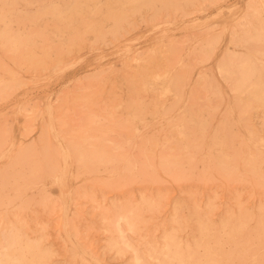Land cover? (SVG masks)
Here are the masks:
<instances>
[{"label":"rangeland","instance_id":"374dc122","mask_svg":"<svg viewBox=\"0 0 264 264\" xmlns=\"http://www.w3.org/2000/svg\"><path fill=\"white\" fill-rule=\"evenodd\" d=\"M159 1L0 0V242L6 237L0 253L9 248L11 252L1 253L0 260L8 259L10 264L18 260L20 264L29 260L30 264H150L152 259V264H178L165 253L169 245L183 256L191 251L194 258L212 259L218 254V264L264 263V98H256L264 92V37L259 31L264 24V0ZM50 3L61 14L45 13ZM178 70H183L180 75ZM198 137L201 146L196 144ZM168 147L171 151L167 152Z\"/></svg>","mask_w":264,"mask_h":264},{"label":"bare ground","instance_id":"6f19581e","mask_svg":"<svg viewBox=\"0 0 264 264\" xmlns=\"http://www.w3.org/2000/svg\"><path fill=\"white\" fill-rule=\"evenodd\" d=\"M63 1H64V0H63ZM72 1H73V0H72ZM74 1H75V0H74ZM103 1H104V0H103ZM108 1H109V0H107V2H108ZM148 1H150V0H148ZM155 1H156V0H155ZM160 1H161V0H160ZM160 1H159V3H160ZM166 1H167V0H166ZM178 1H179V0H178ZM180 1H181V0H180ZM36 2H37V1H36ZM77 2H78V0H77ZM88 2H89V1H88ZM96 2H97V0H96ZM119 2H120V1H119ZM131 2H132V1H131ZM134 2H135V1H134ZM55 3H56V2H55ZM64 3H65V2H64ZM80 3H81V1H80ZM94 3H95V1H94ZM97 3H98V2H97ZM110 3H111V1H110ZM123 3H124V2L122 1V3H121V4H122V7H123ZM126 3H127V2H126ZM139 3H141V2H139ZM148 3H149V2H148ZM39 4H40V3H39ZM50 4H51V3H50ZM74 4H75V3H74ZM87 4H88V3H87ZM107 4H108V3H107ZM134 4H135V3H134ZM144 4H146V3H144ZM150 4H151V3H150ZM184 4H185V3H184ZM3 5H4V4H3ZM30 5H31V3H30ZM78 5L80 6V4H78ZM84 5H85V4H84ZM104 5H105V4H104ZM124 5H125V4H124ZM126 5H128V4H126ZM138 5H139V4H138ZM88 6H89V4L87 5V7H88ZM117 6H118V5H117ZM131 6H132V4H131ZM181 6H182V5H181ZM6 7H7V6H6ZM68 7H69V6H68ZM68 7H66V8H68ZM81 7H82V6H81ZM93 7H94V6H93ZM115 7H116V6H115ZM125 7H126V6H125ZM129 7H130V6H129ZM134 7H135V6H134ZM72 8H73V10L76 9V8H74L73 6H72ZM126 8H127V7H126ZM132 8H133V6H132ZM135 8H136V7H135ZM250 8H251V6H250ZM99 9H100V7H99ZM124 9H125V8H124ZM129 9H131V8H129ZM175 9H176V8H175ZM229 9H230V8H229ZM252 9H253V8H252ZM255 9H256V7H255ZM9 10H10V9H9ZM62 10H63V9H62ZM79 10H81V9H79ZM83 10H84V9H83ZM88 10H89V9H88ZM88 10L86 9V11H88ZM105 10H106V9H105ZM156 10H157V9H156ZM5 11H6V10H5ZM7 11H8V10H7ZM12 11H13V10H12ZM28 11H29V10H28ZM43 11H44L45 13L48 12V14H49V12H50V13H54V14H61V12H59V11L57 10V6H53V4L45 6L44 9H43ZM71 11H72V10H71ZM71 11H69V12H71ZM84 11H85V10H84ZM107 11H109V8H107ZM113 11H115V10H113ZM124 11H125V10H124ZM180 11H182V10H180ZM256 11H257V10H256ZM31 12H33V11H31ZM35 12H36V11H35ZM74 12H76V11H74ZM78 12H79V11H78ZM89 12H90V11H89ZM29 13H30V12H29ZM72 13H73V12H72ZM80 13H81V12H80ZM97 13H98V12H97ZM106 13H107V12H106ZM126 13H127V12H126ZM130 13H131V12H130ZM8 14H9V13H8ZM38 14H39V13H38ZM40 14L42 15V13H40ZM46 14H47V13H46ZM65 14H66V13H65ZM70 14H71V13H70ZM86 14H87V13H86ZM90 14H91V13H90ZM104 14H105V11H104ZM113 14L115 15L116 13H113ZM113 14H112V15H113ZM26 15H28V14H26ZM33 15H34V14H33ZM62 15H63V13H62ZM67 15H68V13H67ZM75 15H76V14H75ZM87 15H88V14H87ZM95 15H96V14H95ZM251 15H252V14H251ZM9 16H10V15H9ZM52 16H53V15H52ZM60 16H61V15H60ZM69 16H70V15H69ZM77 16H79V14H78ZM91 16H92V15H91ZM109 16H110V13H109ZM14 17H15V16H14ZM32 17H33V16H32ZM45 17H46V16H45ZM54 17H55V16H54ZM57 17H58V16H57ZM61 17H62V16H61ZM63 17H64V18H67L66 16H63ZM70 17H71V16H70ZM110 17H111V16H110ZM112 17H113V16H112ZM112 17H111V18H112ZM15 18H17V17H15ZM35 18L37 19V17H35ZM38 18H39V17H38ZM46 18H47V17H46ZM50 18H51V17H50ZM74 18H75V17H74ZM79 18H80V16H79ZM102 18H104V17L102 16ZM111 18H110V19H111ZM22 19H23V18H22ZM40 19H42V17H41ZM48 19H49V18H48ZM52 19H53V18H52ZM56 19H57V18H56ZM62 19H63V18H62ZM69 19H70V18H69ZM69 19H68V20H69ZM76 19H77V18H76ZM88 19H89V18H88ZM112 19H113V18H112ZM7 20H8V19H7ZM53 20H54V19H53ZM33 21H34V20H33ZM37 21H38V20H37ZM37 21H36V22H37ZM41 21H42V20H41ZM41 21H40V22H41ZM74 21H75V20H74ZM84 21H85V20H84ZM87 21H88V20H87ZM28 22H29V21H28ZM42 22H43V21H42ZM66 22H67V21H66ZM68 22H69V21H68ZM80 22H81V21H80ZM254 22H255V20H254ZM254 22H253V24H254ZM262 22H263V21H262ZM8 23H9V22H8ZM30 23H31V22H30ZM58 23H59V22H58ZM61 23H62V22H61ZM249 23H250V21H249ZM15 24H16V23H15ZM42 24H43V23H42ZM46 24H47V21H46ZM46 24H45V22H44V26H45ZM72 24H73V23H72ZM81 24H82V23H81ZM253 24H252V25H253ZM21 25H22V24H21ZM24 25H25V24H24ZM31 25H32V23H31ZM33 25H34V23H33ZM57 25H58V24H57ZM57 25H56L55 27H57ZM62 25H63V24H62ZM98 25H99V24H98ZM252 25H251V26H252ZM28 26H29V25H28ZM44 26H43V27H44ZM59 26H60V25H59ZM71 26H72V25H71ZM80 26H81V25H80ZM259 26H260V25H259ZM36 27H37V26H36ZM38 27H39V26H38ZM43 27H42V28H43ZM50 27H51V26H50ZM62 27H63V26H62ZM66 27H67V26H66ZM73 27H75V26L73 25ZM82 27H83V26H82ZM253 27H254V26H253ZM48 28H49V27H48ZM52 28H53V25H52ZM83 28H84V27H83ZM98 28H100V27H98ZM112 28H113V27H112ZM139 28H140V27H139ZM255 28H256V26H255ZM259 28H260L259 31L261 32V34H262L263 37H264V24H263L262 27L260 26ZM53 29H55V28H53ZM57 29H58V28H57ZM64 29H65V27H64ZM81 29H82V28H81ZM247 29H248V28H247ZM251 29H252V27H251ZM71 30H72V29H71ZM78 30H79V29H78ZM244 30H245V32H246V29H244ZM256 30H257V29H256ZM48 31H49V29H48ZM73 31H74V30H73ZM93 31H94V30H93ZM99 31H100V30H99ZM218 31H219V30H218ZM242 31H243V30H242ZM257 31H258V30H257ZM2 32H3V31H2ZM26 32H27V31H26ZM29 32H30V31H29ZM29 32H27V33H29ZM56 32H57V31H56ZM64 32H65V31H64ZM68 32H70V31H68ZM71 32H72V31H71ZM75 32H76V31H75ZM96 32H97V31H96ZM260 32L258 33L259 35H260ZM40 33H41V32H40ZM43 33H44V32H43ZM48 33H49V32H48ZM48 33H47V34H48ZM58 33H59V32H58ZM72 33H74V32H72ZM80 33H81V32H80ZM87 33H88V32H87ZM243 33H244V32H243ZM38 34H39V33H38ZM51 34H52V32H51ZM62 34H63V33H62ZM62 34H61V35H62ZM75 34H76V33H75ZM75 34H74V35H75ZM89 34H90V33H89ZM93 34H94V32H93ZM256 34H257V32H256ZM5 35H6V34H5ZM34 35H35V34H34ZM66 35H67V34H66ZM82 35H83V34H82ZM243 35H244V34H243ZM259 35H258V36H259ZM71 36H72V34H71ZM77 36H78V35H77ZM249 36H250V34H249ZM43 37H44V36H43ZM67 37H68V36H67ZM69 37H70V36H69ZM69 37H68V38H69ZM75 37H76V36H75ZM81 37H82V36H81ZM245 37H246V36H245ZM253 37H254V36H253ZM29 38H30V36H29ZM37 38H38V37H37ZM41 38H42V37H41ZM47 38H48V37H47ZM53 38H54V37H53ZM56 38H57V37H56ZM60 38H61V37H60ZM63 38H64V37H63ZM68 38H66V40H67ZM73 38H74V37H73ZM243 38H244V37H243ZM255 38H256V37H255ZM260 38H261V37H260ZM51 39H52V38H51ZM51 39H50V40H51ZM70 39H71V37H70ZM70 39H68V40H70ZM77 39H78V38H77ZM247 39H248V38H247ZM249 39H250V38H249ZM262 39H263V38H262ZM38 40H39V39H38ZM48 40H49V39H48ZM68 40H67V41H68ZM80 40H81V39H80ZM242 40H243V39H242ZM250 40H251V39H250ZM256 40H257V39H256ZM44 41H45V40H44ZM44 41H43V43H44ZM78 41H79V40H78ZM83 41H84V40H83ZM83 41H81V42H83ZM244 41H245V40H244ZM252 41H253V40H252ZM261 41H263V40H261ZM261 41H260V42H261ZM26 42H27V41H26ZM37 42H38V41H37ZM48 42H49V41H48ZM68 42H70V41H68ZM249 42H250V41H249ZM254 42H255V41H254ZM263 42H264V41H263ZM8 43H9V41H8ZM251 43H252V42H251ZM256 43H257V42H256ZM261 43H262V42H261ZM14 44H15V45H20V43L17 42V41H14ZM38 44H39V43H38ZM64 44H65V43H64ZM68 44H70V43H68ZM73 44H74V43H73ZM73 44H72V45H73ZM248 44H249V43H248ZM253 44H254V43H253ZM253 44H252V45H253ZM257 44H258V43H257ZM259 44H260V43H259ZM32 45H33V43H32ZM41 45H42V44H41ZM60 45H61V44H60ZM66 45H67V44H66ZM70 45H71V44H70ZM238 45H239V44H238ZM240 45H241V44H240ZM244 45H245V43H244ZM252 45H251V48H252ZM5 46H6V45H5ZM171 46H173V45H171ZM171 46H170V48H171ZM254 46L256 47V44H254ZM257 46H258V45H257ZM44 47H45V46H44ZM60 47H61V46H60ZM246 47H247V45H246ZM13 48H14V47H13ZM69 48H70V47H69ZM167 48H169V47H167ZM170 48H169L168 50H170ZM8 49H9V48H8ZM39 49H40V48H39ZM41 49H42V48H41ZM72 49H73V47H72ZM158 49H159V48H158ZM171 49H172V48H171ZM249 49H250V48H249ZM56 50H58V49H56ZM68 50H69V49H68ZM70 50H71V49H70ZM162 50H163V49H162ZM165 50H166V49H165ZM168 50H167V51H168ZM206 50H207V49H206ZM252 50L254 51V49H252ZM252 50H251V51H252ZM257 50H258V49H257ZM8 51H9V50H8ZM41 52H42V51H41ZM47 52H48V50H47ZM47 52H46V53H47ZM168 52H169V51H168ZM212 52H213V51H212ZM255 52H256V51H255ZM153 53H154V52H153ZM170 53H171V52H170ZM173 53H174V52H173ZM262 53H263V52H262ZM262 53H261V54H262ZM16 54H17V53H16ZM59 54H60V53H59ZM59 54H57V55H59ZM168 54H169V53H168ZM168 54H167V55H168ZM151 55H153V54H151ZM7 56H8V54H7ZM158 56H159V55H158ZM169 56H170V55H169ZM228 56H230V55H228ZM238 56H239V55H238ZM246 56H247V55H246ZM150 57H151V59H152V56H150ZM155 57H156V56H155ZM163 57H164V55H163ZM163 57H162V58H163ZM188 57H189V56H188ZM195 57H196V56H195ZM164 58H165V57H164ZM168 58H169V57H168ZM189 58H193V57L190 56ZM189 58H188L187 60H189ZM233 58H234V57H233ZM166 59H167V58H166ZM166 59H165V60H166ZM197 59H198V58H197ZM201 59H202V58H201ZM201 59H199V60H201ZM227 59H228V57H227ZM229 59H231V58H229ZM247 59H248V58H247ZM251 59H252V58H251ZM147 60H148V59H147ZM155 60H156V59H155ZM159 60L162 61L163 59H160V58H159ZM191 60H192V59H191ZM191 60H190V61H191ZM203 60H204V59H203ZM203 60H201V61H203ZM225 60H226V59H225ZM238 60H239V59H237L236 61H238ZM34 61H35V60H34ZM148 61H149V60H148ZM168 61L170 62V60H168ZM173 61H174V60H173ZM190 61H189V62H190ZM228 61H230V60H228ZM231 61H232V59H231ZM234 61H235V60H234ZM239 61H240V60H239ZM242 61H243V60H242ZM29 62H30V61H29ZM169 62H168V63H169ZM198 62H199V61H198ZM223 62H224V61H223ZM232 62H233V61H232ZM243 62H244V61H243ZM17 63H18V62H17ZM43 63H45V62H43ZM146 63H147V62H146ZM154 63H156V61H155ZM158 63H159V61H158ZM162 63H164V62H162ZM195 63H196V59H195ZM221 63H222V62H221ZM235 63H236V62H235ZM239 63H240V62H239ZM246 63H247V61H246ZM251 63H252V62H251ZM251 63H249V64H251ZM261 63H262V61H261ZM183 64H184V63H183ZM183 64H182V65H183ZM193 64H194V62H193ZM222 64H223V63H222ZM229 64H230V63H229ZM236 64H237V63H236ZM257 64H259V63H257ZM31 65H32V64H31ZM152 65H153V64H152ZM161 65H162V64H160V66H161ZM166 65H167V63H166ZM172 65H173V64H172ZM172 65L169 66V67L171 68ZM224 65H225V64H224ZM230 65H231V64H230ZM254 65H255V63H254ZM20 66H21V65H20ZM22 66H23V65H22ZM143 66H144V64H143ZM145 66H147V65H145ZM154 66H155V65H154ZM156 66H157V65H156ZM160 66L158 65V68H159ZM164 66H165V65H164ZM193 66H194V65H193ZM219 66H220V65H219ZM238 66H239V65H238ZM245 66H246V65H245ZM245 66H244V67H245ZM258 66H259V65H258ZM258 66H257V67H258ZM43 67H44V66H43ZM137 67H139V66H137ZM152 67H153V66H152ZM162 67H163V65H162ZM183 67H185V66H183ZM187 67H188V65H187ZM231 67H232V65H231ZM250 67H251V69H252V66H251V65H250ZM146 68H147V67H146ZM146 68H145V69H146ZM153 68H154V67H153ZM165 68H168V67H165ZM165 68H164V69H165ZM232 68H233V67H232ZM240 68H242V67H240ZM263 68H264V67H263ZM263 68H262V69H263ZM136 69H139V68H136ZM140 69H141V67H140ZM140 69H139V70H140ZM148 69L150 70L149 67H148ZM154 69H155V68H154ZM164 69H163V70H164ZM171 69H172V68H171ZM179 69L181 70V69H183V68H179ZM188 69H189V68H188ZM191 69H192V68H191ZM191 69H190V70H191ZM228 69H229V72H230V68H228ZM242 69H244V68H242ZM260 69H261V65H260ZM151 70H152V69H151ZM155 70H156V69H155ZM157 70L159 71L160 69H157ZM167 70H168V69H167ZM176 70H177V69H176ZM185 70H186V69H185ZM185 70H184V71H185ZM246 70L248 71V69H246ZM137 71H138V70H136V73H137ZM141 71H142V70H141ZM144 71H145V70H144ZM182 71H183V70H182ZM182 71H180V72H182ZM226 71H227V70H226ZM234 71H235V69H234ZM242 71H245V70H242ZM247 71H245V72H247ZM255 71H256V69H255ZM159 72H160V71H159ZM178 72H179V70H178ZM180 72H179V75L181 74ZM237 72H240V71H237V70H236V73H237ZM250 72L252 73V71H250ZM261 72H262V70H261ZM136 73H135V75H136ZM141 73H143V72H141ZM144 73H145V72H144ZM155 73H156V72H155ZM165 73H166V72H165ZM184 73H185V72H184ZM187 73H188V72H187ZM227 73H228V72H227ZM241 73H242V72H241ZM137 74H138V73H137ZM151 74H153V73L150 72L149 75L152 76ZM159 74H160V73H159ZM161 74L163 75V71H162ZM230 74H231V73H230ZM230 74H229V75H230ZM237 74H238V73H237ZM239 74H240V73H239ZM249 74H250V73H249ZM140 75H141V74H140ZM140 75H139V76H140ZM146 75H147V74H146ZM174 75H175V74H174ZM182 75H183V74H182ZM224 75H225V74H224ZM233 75H234V73H233ZM150 76H149V78H150ZM156 76H157V75H156ZM156 76H155V77H156ZM177 76H178V75H177ZM230 76L232 77V75H230ZM237 76H239V75H237ZM241 76H242V74H241ZM254 76H255V75H254ZM260 76H261V75H260ZM141 77H143V76H141ZM185 77H186V75H185ZM228 77H229V76H227V78H228ZM233 77H234V76H233ZM239 77H240V76H239ZM252 77H253V76H252ZM164 78H165V76H164ZM164 78H163V79H164ZM177 78H178V77H177ZM177 78H176V79H177ZM182 78H183V77H182ZM241 78H242V77H241ZM142 79H143V78H142ZM145 79H146V77H145ZM168 79H169V78H168ZM183 79H184V78H183ZM238 79H239V78H238ZM254 79H255V78H254ZM177 80H178V79H177ZM186 80H187V79H186ZM234 80H235V78H234ZM236 80H237V79H236ZM173 81H174V80H173ZM240 81H241V80H240ZM249 81H250V80H249ZM249 81H248V82H249ZM252 81H253V80H252ZM263 81H264V80H262V82H263ZM22 82H23V81H22ZM163 82H165V81H163ZM179 82L182 83L180 80H179ZM183 82H184V81H183ZM185 82H186V81H185ZM171 83H172V82H171ZM199 83H201V82H199ZM202 83H203V82H202ZM232 83H233V81H232ZM232 83H231V84H232ZM244 83H245V82H244ZM263 83H264V82H263ZM177 84H178V82L176 83V85H177ZM204 84H205V83H204ZM260 84H261V83H260ZM178 85H179V84H178ZM182 85H183V84H182ZM234 85H235V84H234ZM236 85H237V83H236ZM241 85H242V84H241ZM243 85H244V84H243ZM245 85H246V84H245ZM245 85H244V86H245ZM161 86H163V85H161ZM200 86L203 87V84L200 85ZM179 87H180V86H179ZM236 87H237V86H236ZM262 87H264V86H262ZM162 88H164V87H162ZM172 88H173V87H172ZM172 88H171L170 90H172ZM175 88H176V87H174V89H175ZM181 88H182V86H181ZM181 88H180V89H181ZM234 88H235V87H234ZM248 88H249V87H248ZM174 89H173V90H174ZM180 89H179V90H180ZM175 90H176V89H175ZM229 90H230V89H229ZM235 90H236V89H235ZM235 90H234V91H235ZM257 90H258V89H257ZM177 91H178V90H177ZM218 91H219V90H218ZM253 91H255V89H254ZM174 92H175V91H174ZM180 92H181V91H180ZM238 92H239V91H238ZM245 92H246V91H245ZM247 92H248V91H247ZM255 92H257V91H255ZM258 92H259V91H258ZM258 92H257V93H258ZM260 92H261V90H260ZM260 92H259V93H260ZM171 93H172V92H171ZM177 93H178V96H179V92H177ZM203 93H204V95H205V91H204ZM168 94H169V93H168ZM210 94H211V93H210ZM212 94H213V93H212ZM175 95H176V94H175ZM197 95H199V94H197ZM197 95H196V96H197ZM220 95H221V94H220ZM243 95H244V94H243ZM247 95H248V94H247ZM247 95H246V96H247ZM196 96H195V97H196ZM201 96H202V95H201ZM201 96H200V97H201ZM215 96H216V95H214V97H215ZM176 97H177V96H175V98H176ZM218 97H221V96H217V98H218ZM236 97H238V96H236ZM236 97L233 96V98H236ZM239 97H240V96H239ZM239 97H238V98H239ZM252 97H253V96H252ZM260 97H261V98H264V92H263L262 95H258V94L256 95V98H260ZM175 98L173 99L174 101H175ZM181 98H182V97H181ZM181 98H180V100H182ZM191 98H192V96H191ZM193 98H194V97H193ZM193 98H192V99H193ZM202 98H203V96H202ZM207 98H208V97H207ZM207 98H206V99H207ZM211 98H212V97H211ZM217 98H216V100H217ZM192 99H190V97H189V101H190V100L193 101ZM197 99H198V98H197ZM249 99H252V98L249 96ZM176 100H178V99H176ZM252 100H254V98H253ZM263 100H264V99H263ZM198 101H199V100H198ZM201 101H203V100H201ZM212 101H214V98H213ZM220 101H221V100H220ZM236 101H237V100H236ZM260 101H261V100H260ZM260 101H259L258 103L263 102V101H261V102H260ZM171 102H172V101H171ZM193 102H194V101H193ZM199 102H200V101H199ZM199 102H198V103H199ZM243 102H244V101H243ZM178 103H179V102H178ZM201 103H203V102H201ZM209 103H210V102H209ZM234 103H235V102H234ZM258 103L255 102V104H258ZM139 104L141 105V103H139ZM139 104H138V106H139ZM188 104H192V103L189 102ZM196 104H197V103H196ZM205 104L207 105V104H208V101H207V102L205 101ZM213 104H214V103H213ZM217 104H218V103H217ZM237 104H238V103H237ZM240 104H241V103H240ZM250 104H252V103H250ZM263 104H264V103H263ZM116 105H117V104H116ZM154 105H155V103H154ZM156 105H157V104H156ZM194 105H195V104H194ZM197 105H198V104H197ZM203 105H204V104H203ZM203 105H202V106H203ZM214 105H215V104H214ZM234 105H235V104H234ZM238 105H239V104H238ZM260 105L262 106V104H260ZM113 106H114V105H113ZM122 106H124V105H122ZM175 106H176V104H175ZM175 106H174V107H175ZM189 106H190V105H189ZM207 106H208V105H207ZM211 106H212V104H211ZM215 106H216V105H215ZM215 106H214V109H215ZM250 106H251V105H250ZM258 106H259V104H258ZM258 106H257V107H258ZM125 107H126V105H125ZM125 107H124V108H125ZM135 107H137V106H135ZM155 107H156V106H155ZM174 107H173V108H174ZM187 107H188V106H187ZM196 107H197V106H196ZM196 107H195V109H196ZM200 107H201V106H200ZM209 107H210V106H209ZM235 107H236V106H235ZM238 107H239V106H238ZM245 107H246V106H245ZM245 107H244V108H245ZM248 107H249V106H248ZM251 107H252V106H251ZM253 107H254V105H253ZM113 108H114V107H113ZM139 108H142V107L139 106ZM139 108H138V109H139ZM156 108H157V107H156ZM169 108H170V107H169ZM201 108H202V107H201ZM203 108H204V106H203ZM211 108H212V107H211ZM240 108H242L241 105H240ZM127 109H128V108H127ZM143 109H144V108H143ZM157 109H158V108H157ZM171 109H172V108H171ZM209 109H210V108H209ZM242 109H243V108H242ZM134 110H135V109H134ZM140 110H142V109H140ZM140 110H138V111H140ZM162 110H163V109H162ZM162 110H161V111H162ZM203 110H205V108H204ZM243 110H244V109H243ZM246 110H248V108H247ZM154 111H155V110H154ZM164 111H166V110H164ZM189 111H190V110H189ZM191 111H192V110H191ZM196 111H197V109H196ZM207 111H208V108H207ZM212 111H213V110H212ZM212 111H209V112H212ZM236 111H237V110H236ZM142 112H143V110H142ZM197 112H198V111H197ZM197 112H196L195 114H197ZM199 112H200V110H199ZM201 112H202V111H201ZM203 112H204V111H203ZM239 112H240V111H239ZM131 113H132V112H131ZM136 113L138 114V112H135V114H136ZM153 113H156V112H153ZM178 113H180V112H178ZM191 113H194V111H192ZM191 113H190V114H191ZM206 113H207V112H206ZM243 113H244V112H243ZM246 113H247V112L245 111L244 114H246ZM137 114H136V115H137ZM140 114H141V111H140ZM161 114H163V113H161ZM200 114H201V113H200ZM208 114H209V113H208ZM241 114H242V112H241ZM249 114H250V113H249ZM249 114L247 115L248 117L250 116ZM178 115H179V114H178ZM180 115H181V113H180ZM108 116H110V115H108ZM138 116H139V114H138ZM197 116H199V115H197ZM204 116H205V115H204ZM212 116H213V115H212ZM212 116H211V117H212ZM225 116H226V115H225ZM239 116H241V115H239ZM176 117H177V115H176ZM188 117H190V116H188ZM201 117H202V116H200L199 118H201ZM211 117H210V118H211ZM241 117H242V116H241ZM241 117H240V118H241ZM248 117H247V119H248ZM137 118H138V117H137ZM166 118H167V117H166ZM177 118H178V117H177ZM196 118H197V117H196ZM203 118H204V117H203ZM113 119H114V118H113ZM172 119H174V118H172ZM193 119H194V118H193ZM197 119H198V118H197ZM197 119H196V120H197ZM205 119H206V118H205ZM205 119H204V120H205ZM245 119H246V118H245ZM245 119H244V120H245ZM178 120H179V118H178ZM178 120H176V121H178ZM181 120H182V119H181ZM188 120H189L188 122H191L189 118H188ZM196 120H195V121H196ZM211 120H212V118H211ZM222 120H224V119H222ZM248 120H251V119H248ZM248 120H246V121H248ZM125 121H126V120H125ZM171 121H172V120H171ZM179 121H180V120H179ZM185 121H186V119H185ZM198 121H199V120H198ZM200 121H201V120H200ZM240 121H241V120H240ZM210 122H212V121H210ZM210 122H209V123H210ZM241 122H242V121H241ZM123 123H125V122H123ZM170 123H172V122H169V124H170ZM180 123H181V122H180ZM191 123H192V122H191ZM194 123H195V122H194ZM197 123H198V122H197ZM204 123H205V122H204ZM223 123H224V122H223ZM243 123H245V121H243ZM126 124H127V123H126ZM126 124H125V125H126ZM129 124H130V123H129ZM173 124H174V123H173ZM176 124H178V123H176ZM184 124L186 125V122H185ZM187 124L189 125V123H187ZM195 124H196V123H195ZM221 124H222V122H221ZM247 124H248V123H247ZM127 125H128V124H127ZM188 125H187V126H188ZM190 125H191V124H190ZM219 125H220V124H219ZM243 125H245V124H243ZM172 126H174V125H172ZM194 126H195V125H194ZM203 126H204V125H203ZM221 126H222V125H221ZM221 126H220V127H221ZM223 126H224V125H223ZM230 126H231V125H230ZM245 126H246V125H245ZM175 127H176V126H174V128H173L174 130H175ZM185 127H186V126H185ZM191 127H192V126H191ZM191 127H189V129H190ZM195 127H196V126H195ZM195 127H194V128H195ZM199 127H200V126H199ZM199 127H198V128H199ZM201 127H202V126H201ZM208 127H209V126H208ZM227 127H228V125H227ZM170 128H171V124H170ZM196 128H197V127H196ZM196 128L193 129V130H196ZM217 128H219V127H217ZM222 128H223V127H222ZM230 128H231V127H230ZM247 128H248V127H247ZM168 129H169V128H168ZM191 129H192V128H191ZM191 129H190V130H191ZM201 129H202V128H201ZM201 129H200V130H201ZM208 129H209V128H208ZM174 130H173V131H174ZM182 130H183V129H182ZM193 130H192V131H193ZM203 130H205V129L203 128ZM203 130H202V131H203ZM219 130H220V129H219ZM222 130H223V129H222ZM222 130H221V131H222ZM227 130H228V129H227ZM248 130H249V128H248ZM169 131H170V130H169ZM186 131H187V130H186ZM186 131H185V132H186ZM196 131H197V130H196ZM196 131H195V132H196ZM198 131H199V130H198ZM202 131H201V132H202ZM230 131H231V130H230ZM171 132H172V131H171ZM203 132H204V131H203ZM217 132H218V129H217ZM217 132H216V133H217ZM226 132H227V131H226ZM226 132H225V134H226ZM250 132H251V131H250ZM169 133H170V132H169ZM175 133H177V131H176ZM189 133H190V132H189ZM206 133H207V132H206ZM222 133H223V132H222ZM177 134H179V133H177ZM197 134H198V133H197ZM201 134H203V133H201ZM227 134H228V133H227ZM229 134H230V133H229ZM154 135H155V134H154ZM154 135H152V136H154ZM163 135H164V134H163ZM198 135H199V134H198ZM204 135H205V133H204ZM219 135H220V134H219ZM155 136H156V135H155ZM155 136H154V137H155ZM164 136H165V135H164ZM170 136H171V135H170ZM180 136H181V135H180ZM188 136H189V134H188ZM188 136H186V138H187ZM194 136H196V134H194ZM202 136H203V135H202ZM214 136H215V135H214ZM214 136H213V137H214ZM220 136H221V135H220ZM222 136H223V135H222ZM224 136H225V135H224ZM230 136H232V134H231ZM250 136H251V134H250ZM184 137H185V136H184ZM191 137H192V136H191ZM199 137H200V136H199ZM199 137H198V142H197L196 144L199 143V139H200ZM203 137H204V136H203ZM203 137H201V138H203ZM205 137H206V136H205ZM205 137H204V138H205ZM233 137H235V136L233 135ZM152 138H153V137H152ZM156 138H157V137H155V140H156ZM178 138L180 139V137H178ZM195 138H196V137H195ZM219 138H221V137H219ZM226 138H227V137H226ZM226 138H225V139H226ZM230 138H231V137H230ZM252 138H254V137H252ZM150 139H151V138H150ZM153 139H154V138H153ZM167 139H168V138H167ZM181 139H182V138H181ZM187 139H188V138H187ZM210 139H211V138H210ZM216 139H217V138H216ZM225 139H224V140H225ZM157 140H158V138H157ZM195 140H196V139H195ZM195 140H193V141H195ZM211 140H212V139H211ZM211 140H210V141H211ZM214 140H215V139H214ZM228 140H229V137H228ZM230 140H231V139H230ZM253 140H254V139H253ZM153 141H154V140H153ZM153 141H151V142H153ZM162 141H163V140H162ZM168 141H169V140H168ZM175 141H177V140H175ZM178 141H179V140H178ZM180 141H181V140H180ZM190 141H191V140H190ZM196 141H197V140H196ZM201 141H202V140H201ZM201 141H200V142H201ZM220 141H222V139H221ZM233 141H234V138H233ZM233 141H232V143H233ZM242 141H243V140H242ZM166 142H167V141H166ZM216 142L221 143V142H219V140H217ZM216 142L214 143V141H213V144L215 145ZM225 142H226V140H225ZM154 143H155V142H154ZM154 143H153V144H154ZM176 143H178V142H176ZM179 143H180V142H179ZM184 143H185V141H184ZM189 143H190V142H189ZM191 143H192V142H191ZM191 143H190V144H191ZM228 143H229V142H228ZM78 144H80V143H78ZM156 144H157V142H156ZM193 144H195V143H193ZM196 144H195L194 146H196ZM199 144H200V143H199ZM244 144H246V143L244 142ZM209 145H210V144H209ZM214 145H211V146H214ZM217 145H218V144H217ZM247 145H248V143H247ZM162 146H163V145H162V143H161V147H162ZM170 146H171V145H170ZM179 146H180V145H179ZM181 146H182V144H181ZM192 146H193V145H191V148H192ZM200 146H201V144H200ZM222 146H224V145H222ZM226 146H227V145H226ZM228 146H229V145H228ZM231 146H232V148H235V147H233V144H232ZM61 147H62V146H61ZM78 147H79V146H77V148H78ZM174 147L176 148L175 145H174ZM185 147H187V146H185ZM188 147H189V145H188ZM218 147H219V145H218ZM224 147H225V146H224ZM172 148H173V147H172ZM179 148L181 149V147H179ZM183 148H184V146H183ZM216 148H217V147H216ZM216 148L214 147V149H216ZM221 148H222V147H221ZM226 148H227V147H226ZM226 148H224V149L227 150ZM232 148L230 147V149H232ZM72 149H73V148H72ZM163 149H164V148H163ZM169 149H170V147H168L167 152L169 151ZM188 149H190V148H188ZM198 149H199V148H198ZM218 149H219V148H218ZM245 149H246V148H244L243 150H245ZM165 150H166V148H165ZM165 150H163V151L165 152ZM177 150H178V148H177ZM195 150H196V149H195ZM212 150H213V149H212ZM228 150H229V149H228ZM76 151H77V150H76ZM88 151H89V150H88ZM161 151H162V150H161ZM170 151H171V149H170ZM179 151H180V150H179ZM182 151H184V150H182ZM186 151L189 153V151L192 152L193 150H189V151L186 150ZM186 151H185V152H186ZM219 151H220V150H219ZM219 151L217 152V154L219 153ZM241 151H242V150H241ZM164 152H162V153H164ZM173 152L175 153L174 150H173ZM173 152H172V153H173ZM196 152H197V151H196ZM200 152H201V151H200ZM242 152H243V151H242ZM244 152H245V151H244ZM250 152H251V151H250ZM74 153H75V152H74ZM169 153H171V152H169ZM174 153H173V154H174ZM177 153H178V152H176V154H177ZM210 153H211V151L209 152V154H210ZM215 153H216V152H215ZM220 153H221V152H220ZM225 153H226V152H225ZM227 153H228V152H227ZM239 153H240V152H239ZM160 154H161V152H160ZM179 154H180V153H179ZM192 154H194V153L192 152ZM192 154H191V155H192ZM213 154H214V153H213ZM217 154H216V155H217ZM233 154H234V151H233V153H232L231 155H233ZM240 154H241V153H240ZM248 154H249V152H248ZM248 154H246V155H248ZM61 155H62V154H61ZM161 155H162V154H161ZM180 155H181V154H180ZM180 155H179V156H180ZM185 155L187 156V154H185ZM185 155H184V157H186ZM188 155H189V154H188ZM202 155H203V154H202ZM216 155H215V156H216ZM249 155H250V154H249ZM169 156H170V155H169ZM175 156L177 157V155H175ZM182 156H183V155H182ZM189 156H190V155H189ZM221 156H224V155L222 154ZM252 156H253V154H252ZM254 156H255V154H254ZM74 157H75V156H74ZM107 157H108V156H107ZM164 157H165V156H163V158H164ZM171 157H172V156H171ZM180 157H181V156H180ZM184 157H183V158H184ZM187 157H188V156H187ZM245 157H246V156H245ZM248 157H249V156H248ZM75 158L77 159V157H75ZM121 158H122V157H121ZM123 158H124V157H123ZM166 158H167V157H166ZM183 158H182V160H183ZM191 158H192V157L190 156V160H191ZM200 158H201V157H200ZM216 158H217V157H216ZM219 158H220V155H219ZM219 158H218V159H219ZM232 158H233V157H232ZM238 158H239V157H238ZM250 158H251V157H250ZM63 159H64V158H63ZM76 159H75V160H76ZM87 159H88V158H87ZM104 159H105V158H104ZM115 159H116V158H115ZM170 159H171V158H170ZM201 159H203V158H201ZM218 159H216V160H218ZM228 159H229V158H228ZM84 160H85V159H84ZM107 160H108V159H107ZM177 160H179V159H177ZM177 160H176V162H177ZM180 160H181V158H180ZM182 160H181V161H182ZM213 160H214V158H213ZM219 160H220V159H219ZM222 160H225V161H226V158H224V159L222 158ZM231 160H233V159H230V161H231ZM239 160H240V159H239ZM243 160H245V159H243ZM243 160H242V161H243ZM256 160H257V159H256ZM256 160H255V161H256ZM87 161H88V160H87ZM110 161H111V160H110ZM169 161H170V160H169ZM173 161H175V159H173ZM184 161H185V159H184ZM187 161H188V160H187ZM192 161H193V160H192ZM202 161H203V160H202ZM225 161H224V162H225ZM64 162H65V161H64ZM124 162H125V161H124ZM233 162H234V161H232L231 163L233 164ZM191 163H192V162H191ZM64 164H65V163H64ZM93 164H94V163H93ZM118 164H119V163H118ZM120 164H121V160H120ZM225 164H226V163H225ZM232 164H231V165H232ZM242 164H243V163H242ZM246 164H247V163H246ZM66 165H67V163H66ZM100 165H101V164H100ZM103 165H106V164H103ZM142 165H144V164H142ZM233 165H234V164H233ZM233 165H232V166H233ZM235 165H236V163H235ZM237 165H238V163H237ZM109 166H110V165H109ZM113 166H114V164H113ZM113 166H111V168H112ZM118 166H119V165H118ZM121 166H122V164H121ZM144 166H146V165H144ZM148 166H149V165H148ZM187 166H188V165H187ZM189 166H190V165H189ZM242 166H243V165H242ZM254 166H255V164H254ZM254 166H253L252 170H254ZM64 167H65V166H64ZM64 167L62 168L63 170H64ZM171 167H172V165H171ZM224 167H225V166H224ZM243 167H244V166H243ZM243 167H242V168H243ZM245 167H246V166H245ZM245 167H244V168H245ZM247 167H248V166H247ZM250 167H252V165H250L249 168H250ZM118 168H120V166H119ZM139 168H140V167H139ZM164 168H165V167H164ZM230 168H231V166H230ZM230 168H228V169H230ZM236 168H237V167H236ZM236 168H235V169H236ZM121 169H122V168H121ZM177 169H178V168H177ZM177 169H176V170H177ZM183 169H184V168H183ZM185 169H186V168H185ZM245 169H247V168H245ZM245 169H244V170H245ZM258 169H259V167H258ZM115 170H116V169H115ZM125 170H126V169H125ZM138 170H140V169H138ZM187 170H188V169H187ZM108 171H109V170H108ZM113 171H114V169H113ZM122 171H123V170H122ZM140 171H141V170H140ZM142 171H143V170H142ZM142 171H141V172H142ZM225 171H226V170H225ZM225 171H223V172H225ZM246 171H247V170H246ZM249 171H250V170H249ZM64 172H65V171H64ZM64 172H63V173H64ZM127 172H128V171H127ZM181 172H182V171H181ZM259 172H260V171H259ZM63 173H62V175H63ZM95 173H96V172H95ZM138 173H139V171H138ZM147 173H148V171H147ZM226 173H227V172H226ZM254 173H255V172H254ZM254 173H253V174H254ZM261 173H262V171L260 172V174H261ZM64 174H65V173H64ZM134 174H135V173H134ZM232 174H233V173H232ZM255 174H256V173H255ZM65 176H66V175H65ZM132 176H133V175H132ZM61 177H62V176H61ZM134 177H136V176H134ZM59 178H60V177H59ZM260 178H261V177H260ZM263 179H264V178H263ZM60 180H61V179H60ZM206 180H207V179H206ZM154 200H155V199H154ZM145 201H146V200H145ZM145 201H144V203H145ZM236 204H237V203H236ZM123 205H124V204H123ZM124 206H125V205H124ZM176 206H177V205H176ZM210 206H211V205H210ZM124 208L126 209V206H125ZM134 208H135V207H134ZM236 208H237V207H236ZM260 208H261V207H260ZM130 209H131V208H130ZM136 209H137V208H136ZM241 209H243V208H240V210H241ZM261 209H262V208H261ZM65 210H66V209H65ZM194 210H195V209H194ZM207 210H208V208H207ZM234 210H235V209H233L232 211H234ZM119 211H120V210H119ZM119 211H118V212H119ZM177 211H178V210H177ZM205 211H206V209H205ZM211 211H212V210H211ZM229 211H230V210L228 209V212H229ZM243 211H244V210H243ZM243 211H241V212H243ZM127 212H128V211H127ZM134 212H135V211H134ZM134 212H133V213H134ZM172 212H173V211H172ZM202 212H203V211H202ZM225 212H226V210H225ZM261 212H262V210H261ZM124 213H125V212H124ZM133 213H132V214H133ZM234 213H235V212H234ZM249 213H250V212H249ZM249 213H248V214H249ZM255 213H256V212H255ZM258 213H259V212H258ZM122 214H123V213H122ZM122 214H121V215H122ZM132 214H129V215H132ZM172 214H174V213H172ZM194 214H195V212H194ZM196 214H197V213H196ZM230 214H231V213H230ZM248 214H247V215H248ZM263 214H264V213H263ZM197 215H198V214H197ZM223 215H224V214H223ZM235 215H236V214H235ZM237 215H238V214H237ZM208 216H209V215H208ZM224 216H225V215H224ZM224 216H223V217H224ZM239 216H240V214H239ZM254 216H256V215H254ZM263 216H264V215H263ZM131 217H132V216H131ZM133 217H134V216H133ZM177 217H178V216H177ZM205 217H206V216H205ZM209 217H210V216H209ZM235 217H236V219H237V216H235ZM235 217H234V220H235ZM137 218H138V217H137ZM196 218H197V217H196ZM198 218H200V217H198ZM210 218H211V217H210ZM219 218H220V217H219ZM257 218H258V217H257ZM263 218H264V217H263ZM114 219L116 220V218H114ZM122 219H123V217L121 218V221H122ZM131 219H132V218H131ZM170 219H172V217H171ZM250 219H251V218H250ZM255 219H256V218H255ZM255 219H254V220H255ZM118 220H119V219H118ZM135 220H136V219H135ZM195 220H196V219H195ZM223 220H224V219H223ZM240 220H241V219H240ZM242 220H243V219H242ZM262 220H264V219H262ZM110 221H111V220H110ZM110 221H109V223H110ZM199 221H200V220H199ZM211 221H213V219H212ZM211 221H210V222H211ZM218 221H219V220H218ZM236 221H237V220H236ZM111 222H112V221H111ZM114 222H115V221H114ZM118 222H119V221H118ZM132 222H133V221H132ZM171 222H172V220H171ZM238 222H239V221H238ZM122 223H124V222H122ZM125 223H126V222H125ZM129 223H130V222H129ZM129 223H128V224H129ZM179 223H180V222H179ZM208 223H209V221H208ZM253 223L256 225L255 222H253ZM115 224H117V223H115ZM172 224H173V222H172ZM176 224H177V223H176ZM209 224H210V223H209ZM211 224L214 225L213 222H212ZM230 224H231V223H230ZM251 224H252V223H251ZM219 225H220V224H219ZM236 225H237V222H236ZM249 225H250V224H249ZM258 225H259V224H258ZM107 226H108V225H107ZM112 226H113V225H112ZM171 226H172V225H171ZM180 226H181V225H180ZM228 226H229V225H228ZM230 226H231V225H230ZM9 227H10V226H9ZM12 227H13V226H12ZM113 227H114V226H113ZM116 227H118V225H117ZM172 227H173V226H172ZM175 227H176V226H175ZM197 227H198V226H197ZM208 227H209V226H208ZM212 227H214V226H212ZM215 227H216V226H215ZM254 227H255V226H254ZM261 227H262V226H261ZM105 228H106V227H105ZM110 228H112V227H110ZM119 228H120V227H119ZM119 228H118V229H119ZM128 228H129V227H127V229H128ZM176 228H177V227H176ZM210 228H211V227H210ZM220 228H221V227H220ZM247 228H248V227L244 228V230L247 229ZM259 228H260V227H259ZM9 229H10V228H9ZM14 229H17V228H14ZM129 229H130V231H131V230H132V227L129 228ZM129 229H128V230H129ZM227 229H228V228H227ZM11 230H12V229H11ZM11 230H10V231H11ZM111 230H113V228H112ZM124 230H125V229H124ZM124 230H123V231H124ZM164 230H166V229H164ZM181 230H182V229H181ZM221 230H222V229H221ZM248 230H250V229L248 228ZM252 230H253V227H252ZM257 230H258V229H257ZM8 231H9V230H8ZM16 231H17V230H16ZM119 231H121V229H120ZM133 231H134V230H133ZM222 231H223V230H222ZM229 231H230V230H229ZM255 231H256V230H255ZM11 232H12V231H11ZM18 232H19V231H18ZM109 232H110V231H109ZM112 232H113V231H112ZM197 232H198V231H197ZM214 232H215V231H214ZM244 232H245V231H244ZM249 232H251V231H249ZM110 233H111V232H110ZM117 233H118V232H117ZM119 233H120V232H119ZM119 233H118V234H119ZM162 233H163V230H162ZM173 233H174V232H173ZM211 233H213V232L211 231ZM217 233H218V232H217ZM262 233H263V232H262ZM13 234H15V233H13ZM13 234H12V237H11V238H13V236H14ZM17 234H18V233H17ZM122 234H124V233H122ZM195 234H196V233H195ZM245 234L247 235V233H245ZM245 234H244V237H246ZM3 235H4V234H2L1 236L3 237ZM10 235H11V233H10ZM22 235H23V233H22ZM24 235H26V234H24ZM161 235H162V234H161ZM177 235H178V234H177ZM198 235H199V234H198ZM213 235H214V234H213ZM215 235H216V234H215ZM240 235H241V234H240ZM250 235H251V234H250ZM4 236H5V235H4ZM117 236H118V235H117ZM262 236H263V235H262ZM262 236H260V237H262ZM23 237H24V236H23ZM25 237H26V236H25ZM111 237H112V236H111ZM114 237H115V236H114ZM120 237H121V236H120ZM160 237H161V236H160ZM175 237H178V236H175ZM194 237H195V236H194ZM208 237H209V236H208ZM225 237H226V236H225ZM227 237H228V236H227ZM248 237H249V236H248ZM4 238L6 239V237H3V239H4ZM18 238H19V237H18ZM123 238H124V237H123ZM139 238H140V237H139ZM153 238H154V237H152V240H153ZM196 238H197V237H196ZM209 238H210V237H209ZM209 238H208V239H209ZM238 238H240V237H238ZM249 238H250V237H249ZM251 238H252V237H251ZM262 238H263V237H262ZM0 239H1V237H0ZM3 239H2V240H3ZM5 239H4L2 242H4ZM21 239H22V238H21ZM113 239H115V238H113ZM149 239H150V238H149ZM156 239H157V238H156ZM189 239H190V238H189ZM210 239H211V238H210ZM224 239H225V238H224ZM231 239H232V238H231ZM245 239H247V238H245ZM254 239H255V238H254ZM9 240H10V239H9ZM13 240H14V239H13ZM119 240H120V239H119ZM154 240H155V239H154ZM157 240H158V239H157ZM199 240H200V239H199ZM229 240H230V239H229ZM255 240H256V239H255ZM259 240H261V239H259ZM111 241H112V240H111ZM148 241H149V240H148ZM162 241H163V240H162ZM179 241H180V240H179ZM183 241H184V240H183ZM188 241H189V240H188ZM193 241H194V240H193ZM197 241H198V239H197ZM214 241H215V240H213V242H214ZM230 241H231V240H230ZM2 242H0V245H2V244H1ZM6 242H7V241H6ZM8 242H9V241H8ZM10 242H11V240H10ZM10 242H9V243H10ZM12 242H14V241H12ZM120 242H121V241H120ZM120 242H119V243H120ZM145 242H147V241H145ZM153 242H154V241H153ZM184 242H185V241H184ZM199 242H200V241H199ZM201 242H202V240H201ZM206 242H207V241H206ZM227 242H228V241H227ZM251 242H252V240H251ZM251 242H250V244H251ZM256 242H257V241H256ZM260 242H261V241H260ZM262 242H263V241H262ZM116 243H117V242H116ZM122 243L124 244L125 242L122 241ZM147 243H148V242H147ZM147 243H146V244H147ZM162 243H163L162 246H164V242H162ZM189 243H190V242H189ZM209 243L211 244V242H209ZM7 244H8V243H7ZM10 244H11V243H10ZM10 244H9V245H10ZM14 244H15V243H14ZM24 244H25V243H24ZM30 244H31V243H30ZM110 244H112V243H110ZM182 244H183V243H182ZM190 244H191V243H190ZM216 244H217V246H218V244H219L218 240H216ZM228 244H229V242H228ZM232 244H233V243H232ZM252 244H253V243H252ZM256 244H257V243H256ZM256 244H255V245H256ZM259 244H260V243H259ZM263 244H264V243H263ZM3 245H4V244H3ZM3 245H2V246H3ZM118 245H121V244H118ZM124 245H125V244H124ZM225 245H227V244H225ZM233 245H234V244H233ZM4 246H5V245H4ZM11 246H12V245H11ZM28 246H29V245H28ZM131 246H132V245H131ZM147 246H148V245H147ZM147 246H146V247H147ZM150 246H151V245H150ZM150 246H149V247H150ZM155 246H156V245H155ZM155 246H151V247L155 248ZM158 246H160V244H158ZM191 246H192V245H191ZM215 246H216V245H215ZM217 246H216V247H217ZM246 246H247V245H246ZM14 247H15V246H14ZM18 247H19V246H18ZM121 247L123 248V247H125V246H122V245H121ZM127 247H128V246H127ZM133 247H134V246H133ZM135 247H136V245H135ZM182 247H183V246H182ZM182 247H181V248H182ZM206 247H207V245H206ZM206 247H205V248H206ZM211 247H212V246H211ZM251 247H252V248H251L252 251H254L253 246H251ZM2 248H3V247H2ZM27 248H28V247H27ZM32 248H33V247H32ZM32 248H31V249H32ZM36 248H37V247H36ZM137 248H138V247H137ZM137 248H135V249H137ZM144 248H145V247H144ZM158 248H159V247H158ZM158 248H156V250H157ZM165 248H167V249H166L167 251H166V252L164 251V252H165L167 255H169V259H171V258H172V259H175V260L178 262V264H218V263L220 262V259L217 258V257H218V256H217L218 254L216 255V258L214 257V258H212V259H211V258H206L205 256H202V255H201L202 257H200V258H199V255L197 256L198 258H194V257H193V252H191L190 250H189L190 252H188V253L186 252V253H187V254H185L186 256H183L184 254L182 255L181 252H179V250L177 251L176 249H171L169 245H166ZM172 248H173V246H172ZM191 248H192V247H191ZM195 248H196V247H195ZM195 248H194V250H196ZM245 248H246V247H245ZM247 248H248V247H247ZM256 248H257V245H256L255 249H256ZM262 248H263V246H262ZM21 249H23L22 246H21ZM21 249L18 248V250H21ZM150 249H151V248H150ZM163 249H164V248H163ZM201 249H202V248H201ZM224 249H226V248H224ZM224 249H220V250H224ZM236 249H237V248H236ZM236 249H235V250H236ZM243 249H244V248H243ZM243 249H241V250H243ZM251 249H250V250H251ZM260 249H261V248H260ZM260 249H259V251H260ZM9 250H10V248L8 249V251H5V250H4L5 253H3V252H1V253H3V255H4V254H9V253H11V252H9ZM11 250H13V251L16 252L17 249L15 250V248H14V249H11ZM25 250L27 251V249H25ZM130 250H131V249H130ZM130 250H128V251H130ZM145 250H146V249H145ZM153 250H154V249H153ZM180 250H181V249H180ZM192 250H193V248H192ZM204 250L206 251V249H204ZM261 250H262V249H261ZM34 251H35V250H34ZM36 251H38V250H36ZM42 251H43V250H41V252H42ZM131 251H133V249H132ZM150 251H151V253H152V249H151ZM211 251H212V250H211ZM237 251H238V249H237ZM21 252H22V251H21ZM160 252H161V251L159 250V253H160ZM184 252H185V251H184ZM196 252H197V251H196ZM196 252H195V255H196ZM207 252H208V250H207ZM212 252H213V251H212ZM235 252H236V251H235ZM239 252H240V251H239ZM242 252H243V251H242ZM254 252H255V251H254ZM262 252H264V251L262 250ZM1 253H0V254H1ZM32 253H33V252H32ZM145 253H147V252H145ZM151 253H150V254H151ZM155 253H156V252H155ZM236 253H237V252H236ZM240 253H241V252H240ZM251 253H252V252H251ZM260 253H261V252H260ZM12 254H13V253H12ZM16 254H17V253H16ZM30 254H31V253H30ZM162 254H164V253H161V255H162ZM207 254H208V253H207ZM246 254H247V252H246ZM262 254H264V253H262ZM262 254H260V256H261ZM9 255H10V254H9ZM9 255H8V256H9ZM13 255H14V254H13ZM19 255H21L20 252H19ZM22 255H23V254H22ZM35 255H36V254H35ZM138 255H139V254H138ZM154 255H155V254H153L152 257H153ZM219 255H221V254L219 253ZM233 255H234V254H233ZM242 255H243V254H242ZM252 255H253V254H252ZM157 256H158V255H157ZM164 256H165V255H164ZM164 256H163V259H164ZM214 256H215V255H214ZM225 256L227 257V255H225ZM239 256H240V255H239ZM247 256H248V255H247ZM249 256H250V255H249ZM257 256H259V255H257ZM6 257H7V256H6ZM6 257H4V258H6ZM17 257H19V256H16V260H17ZM20 257H21V256H20ZM35 257H36V256H35ZM37 257H38V256H37ZM132 257H134V256H132ZM138 257H141V256H138ZM144 257H146V256H144ZM147 257H148V256H147ZM155 257H156V256H155ZM160 257H161V256H160ZM160 257H159V258H160ZM192 257H193V258H192ZM222 257H223V256H222ZM242 257H243V256H242ZM11 258H13V257H11ZM25 258H27V257H25ZM32 258H33V257H32ZM41 258H42V257H41ZM153 258H154V257H153ZM159 258H158V259H159ZM165 258H166V257H165ZM167 258H168V257H167ZM232 258H234V257H232ZM256 258H257V257H256ZM259 258H260V257H259ZM259 258H258V259H259ZM263 258H264V256H263ZM6 259H7V258H6ZM34 259H35V258H34ZM161 259H162V258H161ZM238 259H239V258H238ZM238 259H237V260H238ZM247 259H248V257H247ZM12 260H13V259H12ZM14 260H15V259H14ZM35 260H36V262H37V259H35ZM138 260H139V259L136 258L135 262L138 263ZM148 260H149V262H150V258H149ZM223 260H225L224 257H223ZM235 260H236V259H235ZM251 260H252V259H251ZM25 261H26V260H25ZM27 261H28V260H27ZM47 261H48V260H47ZM141 261H142V260H141ZM141 261H140V262H141ZM155 261H156V260H155ZM159 261H160V260H159ZM227 261H228V260H227ZM260 261L262 262V260H260ZM260 261H259V262H260ZM31 262H32V261H31ZM45 262H46V261H45ZM45 262H44V264H45ZM132 262H133V261H132ZM142 262L145 263L144 260H143ZM152 262H153V261H152V259H151L150 264H152ZM168 262H169V261H168ZM172 262H173V260H172ZM225 262H226V261H225ZM225 262H222V263H225ZM246 262H247V261H246ZM246 262H243V260H242V264H243V263H246ZM250 262H251V261H250ZM11 263H12V262H11ZM20 263H21V262L18 260V262L15 263V264H20ZM24 263H25V262H24ZM27 263H28V262H27ZM156 263H157V262H156ZM163 263H164V262H163ZM228 263H229V262H228ZM248 263H249V262H248ZM255 263H256V262H255ZM0 264H10V260H8V259H7V260H0ZM29 264H30V260H29ZM145 264H147V263H145ZM166 264H167V262H166ZM229 264H230V263H229ZM236 264H237V263H236ZM263 264H264V263H263Z\"/></svg>","mask_w":264,"mask_h":264}]
</instances>
